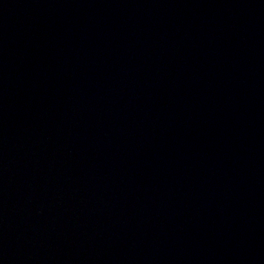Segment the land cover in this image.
I'll return each mask as SVG.
<instances>
[{
	"label": "water",
	"instance_id": "water-1",
	"mask_svg": "<svg viewBox=\"0 0 264 264\" xmlns=\"http://www.w3.org/2000/svg\"><path fill=\"white\" fill-rule=\"evenodd\" d=\"M0 264H264V20L0 85Z\"/></svg>",
	"mask_w": 264,
	"mask_h": 264
}]
</instances>
